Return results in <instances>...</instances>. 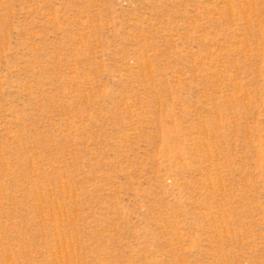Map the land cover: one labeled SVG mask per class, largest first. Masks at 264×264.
<instances>
[{"label": "rangeland", "instance_id": "rangeland-1", "mask_svg": "<svg viewBox=\"0 0 264 264\" xmlns=\"http://www.w3.org/2000/svg\"><path fill=\"white\" fill-rule=\"evenodd\" d=\"M0 264H264V0H0Z\"/></svg>", "mask_w": 264, "mask_h": 264}]
</instances>
